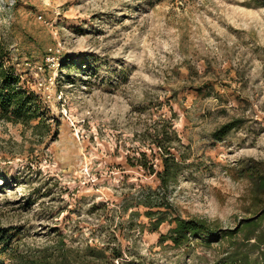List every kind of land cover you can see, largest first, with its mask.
Returning a JSON list of instances; mask_svg holds the SVG:
<instances>
[{
	"label": "rangeland",
	"instance_id": "374dc122",
	"mask_svg": "<svg viewBox=\"0 0 264 264\" xmlns=\"http://www.w3.org/2000/svg\"><path fill=\"white\" fill-rule=\"evenodd\" d=\"M0 35L50 125L39 140L0 123V228L15 234L18 255L59 237L72 248L111 242L125 229L121 195L157 186L125 158L151 154L137 134L167 106L188 159L169 195L173 214L230 230L253 217L239 168L264 175V0H0ZM232 121L224 141L211 139ZM125 236L121 248L142 264H216L235 248L259 264L264 254L241 234L180 250L147 231Z\"/></svg>",
	"mask_w": 264,
	"mask_h": 264
},
{
	"label": "trees",
	"instance_id": "16d2710c",
	"mask_svg": "<svg viewBox=\"0 0 264 264\" xmlns=\"http://www.w3.org/2000/svg\"><path fill=\"white\" fill-rule=\"evenodd\" d=\"M22 63L10 44L0 35V123L21 126L29 130L35 138L42 140L50 131L47 108L40 95L27 83L26 72L20 68ZM65 67L70 71L74 68L72 65ZM167 108L168 116L150 122L137 134L138 141L145 142L151 154L137 152L136 158H125V166L142 170L157 183L155 189L138 186L129 194L121 195L119 216L120 218L128 216L126 221L119 222L118 227L124 226L126 230L116 227L117 234L115 230L112 232L111 242L98 245L84 244L81 248L68 247L64 244L63 238L59 237L53 246L34 256H27L18 255L17 248L12 246L13 239L16 238L12 230L0 228V263L7 261L9 264H142L139 258L128 257L126 248L123 250L118 242L119 237L127 239L125 233L133 230L156 234L159 247L175 250L194 246L208 249L213 243L231 241L235 234H241L246 242L255 238V241L263 243L264 240H257L254 236L264 223V175L254 167L239 168L240 175L250 185L249 213L253 217L242 220L238 228L222 229L218 224L204 219H183L173 214L169 195L171 188L188 167L186 162L188 159L179 152V139L173 128V112L170 106ZM238 123L232 121L220 126L210 134L211 139L215 142L224 141ZM140 217L146 220L145 224L137 222ZM163 226L167 227L165 233L161 232ZM216 264L251 263L244 253L235 248ZM259 264H264V254H261Z\"/></svg>",
	"mask_w": 264,
	"mask_h": 264
},
{
	"label": "bare ground",
	"instance_id": "6f19581e",
	"mask_svg": "<svg viewBox=\"0 0 264 264\" xmlns=\"http://www.w3.org/2000/svg\"><path fill=\"white\" fill-rule=\"evenodd\" d=\"M262 230V231H261ZM264 223L260 226V229H259V231H261L262 232V235H264L263 233H264ZM263 239V238H262ZM264 240V239H263ZM264 243V242H263ZM246 256H247V254H245ZM247 258H248V256H247ZM249 259V258H248Z\"/></svg>",
	"mask_w": 264,
	"mask_h": 264
},
{
	"label": "built area",
	"instance_id": "2783aa9c",
	"mask_svg": "<svg viewBox=\"0 0 264 264\" xmlns=\"http://www.w3.org/2000/svg\"><path fill=\"white\" fill-rule=\"evenodd\" d=\"M41 18H40V16L38 17V20H40ZM44 24H45V22H43ZM46 27H48V28H51V25L50 24H47V22H46Z\"/></svg>",
	"mask_w": 264,
	"mask_h": 264
}]
</instances>
